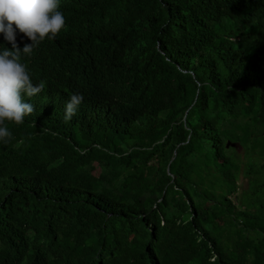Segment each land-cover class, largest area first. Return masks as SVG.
<instances>
[{"label":"trees","instance_id":"16d2710c","mask_svg":"<svg viewBox=\"0 0 264 264\" xmlns=\"http://www.w3.org/2000/svg\"><path fill=\"white\" fill-rule=\"evenodd\" d=\"M60 10L0 142V264H264V0Z\"/></svg>","mask_w":264,"mask_h":264},{"label":"clouds","instance_id":"9594fccd","mask_svg":"<svg viewBox=\"0 0 264 264\" xmlns=\"http://www.w3.org/2000/svg\"><path fill=\"white\" fill-rule=\"evenodd\" d=\"M65 26L60 0H0V35L11 46L0 48V142L7 144L12 139L8 123L20 125L33 113L34 106L24 97H33L46 88L44 80L33 82L21 57L31 56L45 39H55ZM18 34L22 48L17 42ZM83 99L80 93L70 95L65 104V121L76 114Z\"/></svg>","mask_w":264,"mask_h":264},{"label":"rangeland","instance_id":"374dc122","mask_svg":"<svg viewBox=\"0 0 264 264\" xmlns=\"http://www.w3.org/2000/svg\"><path fill=\"white\" fill-rule=\"evenodd\" d=\"M239 184H240L239 187L243 188V187L245 186V180L241 179V180L239 181Z\"/></svg>","mask_w":264,"mask_h":264}]
</instances>
